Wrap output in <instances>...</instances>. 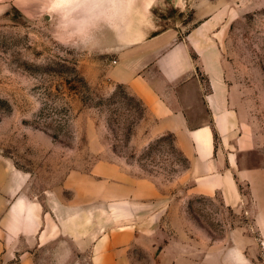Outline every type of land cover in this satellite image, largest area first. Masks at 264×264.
Here are the masks:
<instances>
[{
  "label": "rangeland",
  "instance_id": "374dc122",
  "mask_svg": "<svg viewBox=\"0 0 264 264\" xmlns=\"http://www.w3.org/2000/svg\"><path fill=\"white\" fill-rule=\"evenodd\" d=\"M57 7L0 0V192L10 187L7 202L35 204V226H140L132 264H264V0H141L135 11V26L150 25L149 37L175 29L184 38L211 22L202 42L210 73L204 64L197 69L201 94L210 93L213 74L235 114L236 127L216 134L215 163L233 172L238 190L230 205L218 191H195L193 157L181 149L187 136L162 133L138 97L110 82L119 43L91 54L66 46ZM138 178L159 193L139 212L131 209L136 200L115 197ZM59 241L77 253L62 236L39 251Z\"/></svg>",
  "mask_w": 264,
  "mask_h": 264
},
{
  "label": "crops",
  "instance_id": "0c3cea01",
  "mask_svg": "<svg viewBox=\"0 0 264 264\" xmlns=\"http://www.w3.org/2000/svg\"><path fill=\"white\" fill-rule=\"evenodd\" d=\"M209 23L200 24L184 38L175 29L149 37L150 25H136L130 36L119 37L115 63L107 71V77L142 101L159 121L162 133L187 136L189 145H182L181 149L193 157L195 191L208 194L218 191L230 205L237 201L238 190L233 172L220 170L215 163L216 134L223 136L233 130L236 119L229 110L223 86L216 76L209 74L205 62L202 42L210 33ZM193 55L202 63H197ZM203 64L209 72L211 87L204 96L197 69L203 71ZM198 105L201 109L195 111ZM191 111L196 113L194 117ZM198 164H204L203 169ZM123 186L126 192L115 197L121 202L127 198L136 200L131 209L138 212L159 197L155 185L146 179H127V185ZM2 191L0 261L17 257V264H132L130 250L137 243L140 226H35L40 217L37 206L21 197L7 202L13 192L10 187H3ZM59 236L75 241L77 253H70L64 241L54 243L51 249L45 248V252L39 251ZM72 255H76L73 258L76 261L69 263Z\"/></svg>",
  "mask_w": 264,
  "mask_h": 264
},
{
  "label": "clouds",
  "instance_id": "9594fccd",
  "mask_svg": "<svg viewBox=\"0 0 264 264\" xmlns=\"http://www.w3.org/2000/svg\"><path fill=\"white\" fill-rule=\"evenodd\" d=\"M57 27L66 46L89 54L120 43L135 28V11L141 0H51Z\"/></svg>",
  "mask_w": 264,
  "mask_h": 264
}]
</instances>
